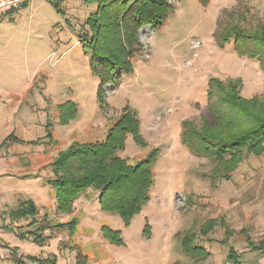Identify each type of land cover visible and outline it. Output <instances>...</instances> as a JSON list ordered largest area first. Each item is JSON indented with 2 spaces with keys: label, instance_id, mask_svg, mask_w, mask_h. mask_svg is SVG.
Wrapping results in <instances>:
<instances>
[{
  "label": "rangeland",
  "instance_id": "obj_1",
  "mask_svg": "<svg viewBox=\"0 0 264 264\" xmlns=\"http://www.w3.org/2000/svg\"><path fill=\"white\" fill-rule=\"evenodd\" d=\"M169 1L176 8L168 21L141 30L144 47L134 72L104 87V107L83 37L95 5L66 0L60 13L49 0H31L0 23V145L12 133L21 139L0 147V264H18V258L22 264H78L80 258L84 264H232L231 247L242 264H264V254L248 241L264 235V154L247 157L226 179L181 136L185 120L208 114L211 78H241L247 98L264 93L259 59L240 55L233 39L221 47L214 35L239 6L258 23L264 0ZM71 102L76 116L61 125L62 106ZM126 107L138 115L147 145L128 134L120 155L137 163L152 149L159 152L149 202L129 226L102 209L94 187L74 201L71 213L58 211L50 163L72 143L104 140ZM28 200L37 214L11 220L10 210ZM212 218L219 224L202 234ZM72 219L75 230L50 227ZM41 223L49 227L37 231ZM103 226L120 230L123 244L112 243ZM191 230L196 244L209 250L207 259L184 250L182 238Z\"/></svg>",
  "mask_w": 264,
  "mask_h": 264
},
{
  "label": "trees",
  "instance_id": "obj_2",
  "mask_svg": "<svg viewBox=\"0 0 264 264\" xmlns=\"http://www.w3.org/2000/svg\"><path fill=\"white\" fill-rule=\"evenodd\" d=\"M56 10L64 13L62 3L66 0H49ZM95 5L86 18L88 32L84 34L89 47L90 66L99 78L98 100L104 107V87L119 80L122 75L131 74L135 69V59L143 52L141 30L148 25L162 27L176 6L169 0H83ZM210 0H200L207 5ZM143 29V31H144ZM142 31V32H143ZM221 47L233 39L235 49L242 56L258 58L264 69V18L258 23L249 22L243 7L227 13V18L218 22L214 32ZM241 78L222 80L211 78L208 83V114L199 121L185 120L182 141L197 156H204L215 162L214 174L230 179L240 164L249 156L264 154V93L252 97L241 94ZM77 106L71 102L62 106L61 125L75 118ZM128 134L137 144L146 146L141 133L138 115L126 107L122 115L109 128L104 140L75 142L62 150L50 163L52 177L48 180L57 197V210L64 213L73 211L74 201L88 188L98 189L99 202L103 210L118 213L129 226L133 217L140 213L149 202V194L155 182L154 166L158 150L152 149L145 159L130 163L120 155L126 148ZM10 140L21 142L14 133L7 136L0 147ZM38 212L32 200L21 203L19 208L9 212L11 220L16 221ZM34 220L33 225L37 224ZM219 223L212 218L200 229L207 235ZM37 231H44L48 224H39ZM76 219L57 224L56 227L69 226L76 229ZM224 225L229 227L225 222ZM4 229L14 230L13 226ZM104 234L114 244H123L120 230L103 226ZM229 233V228H227ZM33 235L41 241V234ZM25 238L24 235H19ZM196 232L188 231L182 238L186 252L198 259H207L209 250L196 244ZM228 243L226 239L221 240ZM249 246L264 254V235L258 242L250 239ZM228 258L232 264H242L241 254L233 247ZM55 259V258H54ZM18 264L23 260L17 259ZM55 262V261H54ZM78 264H84L83 260Z\"/></svg>",
  "mask_w": 264,
  "mask_h": 264
},
{
  "label": "built area",
  "instance_id": "obj_3",
  "mask_svg": "<svg viewBox=\"0 0 264 264\" xmlns=\"http://www.w3.org/2000/svg\"><path fill=\"white\" fill-rule=\"evenodd\" d=\"M31 0H0V23L12 12L20 10Z\"/></svg>",
  "mask_w": 264,
  "mask_h": 264
}]
</instances>
